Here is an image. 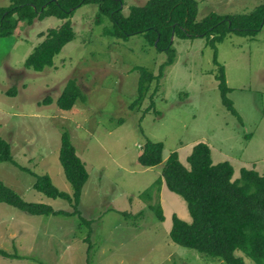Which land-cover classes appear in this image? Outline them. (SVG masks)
<instances>
[{"label":"rangeland","instance_id":"374dc122","mask_svg":"<svg viewBox=\"0 0 264 264\" xmlns=\"http://www.w3.org/2000/svg\"><path fill=\"white\" fill-rule=\"evenodd\" d=\"M148 1L124 0L123 14ZM196 1L198 21L211 14H251L262 5L261 0ZM11 5L12 0H0V8ZM97 18L95 3L76 9L75 40L55 58V67L42 73L26 70L24 63L44 40L41 34L61 26V20L21 24L0 38V137L29 170L0 164V182L26 202L73 211L67 201L33 188L38 176L49 175L60 191L73 193L59 158L65 133L89 173L78 215L32 216L0 204V250L21 257L0 255V264H225L170 239L173 215L192 221L187 204L164 182L160 192L151 189L172 153L189 168L187 159L199 143L210 147L214 164L233 166L234 180L242 169L264 174V26L255 35L229 33L215 48L206 38L176 37L173 63L144 102L134 104L140 69L158 76L170 52L158 50L146 34L107 36L112 21L105 16L98 24ZM221 68L235 113L219 90ZM70 79L77 80L86 101L65 112L57 102ZM14 87L18 95L9 97ZM47 97L52 104L42 106ZM149 141L163 143L164 163L147 169L138 158ZM148 190L151 197L141 199ZM151 205L162 208L165 222Z\"/></svg>","mask_w":264,"mask_h":264},{"label":"trees","instance_id":"16d2710c","mask_svg":"<svg viewBox=\"0 0 264 264\" xmlns=\"http://www.w3.org/2000/svg\"><path fill=\"white\" fill-rule=\"evenodd\" d=\"M262 5L251 14L239 16H219L211 14L198 21V3L196 0H149L143 7H131L129 15L123 14L124 0H12V5L0 8V38L15 33L21 24L33 25L55 17L63 23L56 29H49L44 40L27 57L26 70L42 73L55 67V58L66 45L75 40V31L71 18L75 10L86 4L99 6V20L107 16L113 23L105 35L117 39H126L138 34H146L149 41L160 51H169L167 62L161 65L158 76L140 69L139 95L134 104H142L147 98L155 81H161L163 70L173 63L174 39L206 38L213 48L222 43L229 33L240 36L255 35L264 26V0ZM173 38V39H172ZM219 90L224 104L234 111L228 99L229 88L226 84L224 69L217 74ZM18 95L16 87L9 97ZM154 93L150 97L151 108ZM86 96L77 84L70 79L60 96L57 105L61 111H71L78 103H85ZM52 104L47 97L42 106ZM133 104V105H134ZM132 105V108H133ZM163 143L147 142L138 163L144 168H155L164 163ZM60 162L72 194L60 191L54 186L49 175L38 176L34 189L46 197L65 200L73 211H60L49 205L29 203L13 189L0 182V204H6L32 216L66 217L79 214V205L83 189L89 180L85 163L78 156L71 137L63 134L61 139ZM189 168L172 153L164 164L161 178L152 187L160 192L164 182L168 190L182 197L191 216V223L173 215L170 239L177 245L195 250L199 254L225 264H264V174L255 170L242 169L239 179L234 180V168L229 162L214 164L210 147L205 143L197 144L188 157ZM10 163L20 168L14 159L10 143L0 137V164ZM152 192H144L140 198L151 197ZM150 197H148L150 199ZM160 222L165 216L160 206L151 205ZM5 258L18 259L17 255L0 250Z\"/></svg>","mask_w":264,"mask_h":264},{"label":"water","instance_id":"95a60500","mask_svg":"<svg viewBox=\"0 0 264 264\" xmlns=\"http://www.w3.org/2000/svg\"><path fill=\"white\" fill-rule=\"evenodd\" d=\"M173 39V38H172Z\"/></svg>","mask_w":264,"mask_h":264}]
</instances>
